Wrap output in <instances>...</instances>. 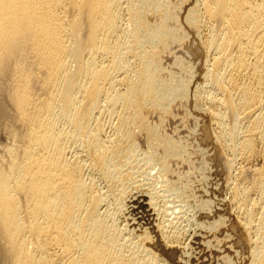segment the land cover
Returning a JSON list of instances; mask_svg holds the SVG:
<instances>
[{"label":"bare ground","instance_id":"6f19581e","mask_svg":"<svg viewBox=\"0 0 264 264\" xmlns=\"http://www.w3.org/2000/svg\"><path fill=\"white\" fill-rule=\"evenodd\" d=\"M185 1L0 0V114L8 117V125L2 124L11 136L7 139L11 143L4 146L6 156L0 154V258L4 264H157L161 257L178 264L180 249L165 234L175 222L171 224L167 216L161 221V213L154 216L156 190L147 192L138 180L142 171L136 170L134 160L139 155L134 154L138 132L146 124L144 107L168 112L170 100L187 92L188 83H173L174 75L162 72L156 57L169 40L177 38L169 23L178 4ZM188 11L185 22L212 29L201 43L214 53L211 67L203 74L212 79L220 96L209 95L208 100L234 113L233 117L230 112L232 144H238L243 132L238 123L248 120L241 140L246 149H253L256 140L264 142V0H201ZM151 12L160 14L154 23L148 19ZM242 76L248 78L239 83ZM102 112L109 114L104 119L110 118L108 125L113 129L105 138ZM222 114H217L220 120L226 116ZM151 127L145 128L155 137L154 147L166 148L165 154L174 156L182 151ZM72 145L78 149L70 158ZM86 168L102 169L111 182L118 176L133 179L138 173L133 180L142 182L136 187L147 195L146 204L138 195L137 203L132 190L130 196L135 199L131 202L136 203L134 211L130 208L133 214L143 211L142 217L134 214L136 219H128L126 212L128 222L119 227L116 211H128L130 203L121 199L116 211L102 210L107 196L83 177ZM260 175H254L250 183L262 200L251 199L253 187L243 189L238 197L249 218L255 206L262 207L252 264H264V182ZM120 185L113 189L117 191ZM128 185L121 189L127 190Z\"/></svg>","mask_w":264,"mask_h":264},{"label":"rangeland","instance_id":"374dc122","mask_svg":"<svg viewBox=\"0 0 264 264\" xmlns=\"http://www.w3.org/2000/svg\"><path fill=\"white\" fill-rule=\"evenodd\" d=\"M170 1H173L172 2L173 4L175 1H176L175 4L178 3L177 0H170ZM197 2L200 3L201 0H187L183 4L182 3L178 4L177 10L175 11V15H174L175 20L172 18L173 20L172 19L170 20L169 25L172 29L173 27H175L173 30L176 29L175 30L176 37L177 38L181 37V38L180 39L176 38L172 41L169 40L166 46L163 47V49L159 50L160 52L158 51V53L156 54L157 60L163 69L162 72L164 71V73H167L166 74L167 76L171 75L172 77V75H174L173 78L176 81L174 80L175 82L173 83L175 84L177 83L176 85H179L180 83L183 84L188 83L189 86L187 92L185 93V95L182 96L178 95L179 97L176 96L177 98L175 97L174 98L175 100L172 99L173 101L170 100L171 103L168 112L163 111V109L161 110V108L152 107L151 105L144 107L143 115L146 124L143 130L141 129V131L138 132V134H140V136L137 134L139 138L136 135V139L138 138L139 141L138 140L136 141L137 152L134 155L136 157L138 155L139 156L136 159L134 158L135 159L134 161L138 167L136 170H140L137 172H141V171L143 172V173L141 172V174L137 173L139 176L138 180L144 182L143 188L145 186L149 187V189L151 188L153 192H151V190L145 187V189L148 190L147 192L150 191V193L152 194L155 192L154 190H156L154 194L157 195L156 199L158 200H157V206L154 205V208L155 206L157 207L153 213L154 216H156V214L158 216V213H161L159 214V218H161V221H163L162 217L163 219L165 217L164 220H166V216H167V218L169 217L171 224H174L175 222V226L171 224L170 225L172 227L168 226L169 230H167L166 232L169 233L167 234L165 232V234L167 241L177 245L180 249V253L179 252L177 253L179 254L177 255L178 264H244V263L252 264L254 257L251 252L255 248L254 241L257 235L256 224L257 221L259 222V219H261L260 217H262L263 215L261 211L262 207L259 205L255 206L253 208L254 210L252 209L253 215L249 218L246 214V209L244 208L245 209L244 210L243 206L241 207V204L239 203V198L241 192H243L244 190H249L250 188L251 189L254 188V186L252 185L254 182L253 180H255L253 179L254 175H257L258 177V174L259 175L261 174L260 176L262 177V181L264 182V146H263L264 142L258 139L256 140L255 142L256 144L254 145L253 149L250 150L246 149L243 146L242 144L243 141L241 139L243 132L247 130V128L245 127H247L248 125L247 123L248 120L245 121L241 120L242 122H240V124L238 123L237 128L239 127L243 132L241 131L242 133H240L237 139L238 144L237 145L236 143L232 144L230 141L231 139L230 127L233 123L232 120L234 118L232 119V116L234 115V113L232 111H229L230 108H228L229 109L228 110L225 106L224 108L223 106L219 107L213 104L210 98H209L210 101L208 100L209 95H210L209 97L213 95H214L213 97L220 96V92L214 86L213 81L210 82L212 79H207L205 74H203L206 68L211 67L210 65L214 53L209 52L208 49L204 47V45L201 46V43L202 44L205 43V40H207V38L211 34L212 29L210 26L205 24H202L200 28H195L189 23L185 22L186 17L188 16L189 13L188 10H190L195 3L197 4ZM151 13H153L152 14L153 16H151ZM151 13L148 15L149 17L148 19L150 22L152 21V23H154L155 21H157L156 18L159 19L160 14L158 13L159 14L158 16V14L154 12ZM126 15L127 13H125L124 11L123 12V17L125 19L124 23H126L127 21ZM186 68H188L189 70L187 71ZM244 77L245 78H243V76L240 79L238 78L239 83L243 82L244 81L243 79L246 80L248 78L247 76ZM198 91H202L201 96L203 98L201 97L200 100H198L199 98L197 99ZM218 108H221L220 111ZM10 109L9 112L12 113V110ZM218 112L223 114L225 113L226 116L222 114L223 118L225 119L221 118L220 120V118H218L217 116ZM230 112L232 113V116L230 115L231 114ZM103 114L104 116H101ZM105 114L106 112L104 113L102 112L101 115L99 114L101 116L100 118L102 122H104L102 123L105 127L104 128L105 132L103 134L104 138L107 136V134L111 135L113 133V129L111 130L112 125H108L110 118L108 119V121H106L107 118L109 117V114L108 113L106 115ZM116 120L117 119L115 120L113 119L111 121L113 122ZM6 122L9 123L8 117L6 116L1 117L0 114V147H1L0 149L2 151L0 152V154L3 153V155L5 154L4 150L6 149L8 144L11 143V141L9 142V140H11V136L10 139L9 136H7L10 135L8 134L9 132L6 131L7 126H4L7 124ZM1 125H3V127ZM149 126L150 127L152 126L151 128H156V132L160 136L165 137L169 140L171 139L173 143L176 142L178 146L180 145L182 150L180 151L181 154L179 153L178 155L175 156L172 154L168 155L165 154L167 152L166 150L163 151L166 148L158 149L154 147L155 146L154 141L156 140L153 139L155 137L153 138L150 137L148 133L149 131L147 130L148 129L147 127ZM148 136L149 138H151L149 141H148L149 139ZM2 147H4V149ZM77 149H78L77 145L74 146L72 145L71 149L68 151V155L69 154L71 155L70 158H73L72 154L75 155ZM164 165H167L166 168H164L165 167ZM88 169L89 168H86V170L84 171L83 177L85 175L86 178L85 177L84 178L86 180L88 179L89 182L91 181L90 183H94V186L96 187L95 190L96 191L98 190L97 192L103 194L102 196L104 195L107 196L106 197L107 200L110 201L108 203L107 200L104 201L102 210L104 208H107V210L111 208V210L113 209V211H116L118 207H121L120 204L119 206L116 205L117 203H119L121 199L122 200L120 202L128 201L130 204H132V205L129 204L130 212L129 209L128 211L127 210L122 211L121 208L118 211H116L120 213V214L118 213V216L116 213V216L119 219L118 220L119 227L120 226L123 227L124 225L127 224L128 221L126 216L128 215H129L128 219L130 218L136 219L135 215H140V214H141L140 216H136L137 219L142 217L143 211L141 210L138 211L139 214L137 210L134 213L135 215L132 213V211L135 210L134 209L135 206L133 207V203L136 202L138 203L139 201L140 202L143 201L142 203L146 204L145 199L147 198V195H144V193L142 192L141 194L139 192L141 189L139 190L137 188L138 186L143 185L142 182L141 185L140 182L137 183L136 180L135 181L133 180L137 177V174L133 179L131 178L125 179L124 177V179L122 180V178L119 179V176L117 177L118 179L114 177L112 179V181L113 180L114 181L111 182L110 178L106 179L102 169L101 171H99L100 169L98 170L91 168H90L91 170L89 169L88 171ZM252 170L254 171L255 174L252 172ZM257 171H259L260 173H256ZM250 173L253 175L251 176ZM142 175L143 176L145 175L144 178ZM257 177L255 176V178ZM118 180H121L122 183L118 182ZM128 180H130V182ZM132 181H134V183ZM124 182H127L128 184L131 185L132 189L131 188L129 189L128 186L130 185L127 186V190L129 189L130 193L124 192L126 189H121L122 187L127 185V183L125 184ZM117 183H119L118 185L121 184L120 185L121 188L118 187L119 189L117 188L118 190L115 191L116 189L113 188H116L118 186ZM108 185L111 187H109ZM134 185L135 187L137 185V187L135 188ZM153 187L154 189H152ZM235 187L238 189H236ZM120 189L123 191L122 192V194L124 193L123 195L121 194ZM254 189L251 190L250 193L251 199L255 201L262 200L260 199L262 198L260 197L261 196L260 192L257 191V188ZM131 191L134 193H132ZM105 192L108 194H106ZM118 192L119 194L117 195ZM137 192H139V194ZM131 193L134 195L137 193L136 196L133 195V197H136V199L131 197L132 196ZM128 194L131 199L127 196ZM124 195L125 197L127 196L128 200L125 197H123ZM137 195L139 201H136L138 200ZM139 195L141 196V199ZM158 196L159 197L161 196L160 199L158 198ZM112 197L113 198L116 197V200L117 198L118 200L116 201L115 198L113 199ZM134 199L136 202L134 201L131 202ZM105 202L106 204H108L107 207L105 206L106 205ZM109 205L111 207H109ZM131 206L133 209L130 208ZM163 210L168 211L167 214L165 213L166 211L164 212ZM126 212L128 215L126 214ZM124 213L126 215H124ZM162 214H164V216ZM132 215L134 216V218ZM156 218L159 219L158 217ZM248 223L252 225H249ZM247 224L249 225V227ZM174 232L175 234H173ZM126 235L127 234H125V237H127L129 234L127 236ZM137 239L138 238L136 237L133 238L132 236V240L133 241L136 240L134 242H137ZM1 260H0V264H4V260L3 259ZM158 261L157 264H173L170 263L168 259L166 260L165 257H161L160 259H158Z\"/></svg>","mask_w":264,"mask_h":264}]
</instances>
